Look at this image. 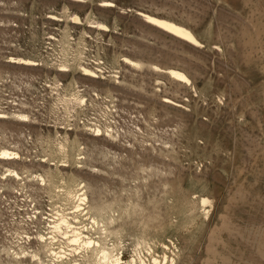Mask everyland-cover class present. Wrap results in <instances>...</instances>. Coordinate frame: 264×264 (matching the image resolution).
<instances>
[{"label": "rangeland", "instance_id": "obj_1", "mask_svg": "<svg viewBox=\"0 0 264 264\" xmlns=\"http://www.w3.org/2000/svg\"><path fill=\"white\" fill-rule=\"evenodd\" d=\"M102 1L110 0H0V113L8 115L0 147L20 152L21 165L9 163L32 166L14 181L0 161V264H16L7 251L26 232L48 231L53 205L70 210L56 185L64 178L70 186L73 175L86 180L92 210L114 218L113 234L96 227L93 235L111 248L121 230L127 259L145 234L153 253L166 251L175 264H264V0ZM140 12L187 25L199 45ZM21 56L36 62L12 61ZM150 63L183 70L191 82ZM59 133L68 134L67 151ZM66 158L61 171L51 163L50 185L33 178Z\"/></svg>", "mask_w": 264, "mask_h": 264}, {"label": "bare ground", "instance_id": "obj_2", "mask_svg": "<svg viewBox=\"0 0 264 264\" xmlns=\"http://www.w3.org/2000/svg\"><path fill=\"white\" fill-rule=\"evenodd\" d=\"M102 5H114V3L111 0L102 1ZM140 15L144 18L147 23L156 26L160 30L169 32L174 36L182 40L184 39L193 45H199V39H197L194 31L187 25H182L171 18L168 19L149 12H140ZM72 19L76 22L82 20L81 17L75 14H73ZM96 26L100 27L101 29L108 28V26H106L102 22L97 23ZM12 59V61L14 62L25 63L27 65H34V63L36 62L34 59L22 56L13 57ZM124 61L136 66L141 65L143 63L142 61L138 62L129 56L124 57ZM78 64L84 74L91 77L97 74V72H95L92 68L80 64L79 62ZM69 65L70 64L66 63L62 64L60 67L61 69H68L70 68ZM151 65L152 68L165 70V72H167L169 76L176 78L180 81H185L187 83L191 82L190 76L187 74V72H184L183 70L174 67L163 69V67L161 66V68L159 64L153 63ZM76 89H74V91L70 94L75 98V100H82L83 95L80 94L79 91H77L78 89ZM169 101L172 100L167 98L166 102ZM0 114L1 118H6V116H8L6 113ZM17 116L20 118L22 117L24 119L29 118L26 112L18 114ZM100 130H102L100 127H96L94 129V131L98 132V134H100ZM67 135L63 137L60 133L58 134V136L62 139L59 141V148L64 151H67L66 144H68L69 142ZM81 150L82 149H79V153L77 154V156H75L76 162L78 164L77 166H80L81 161H84L85 158V155H82ZM21 157L22 156L20 155V152L16 149L4 145L0 147V161H3L2 163L6 167L4 170L5 172H3V175L5 177L11 175L14 177V181H20L21 179L25 178V171H31L30 168L32 166H27L28 164H25L24 162V166L22 165L21 167L9 163L13 161H18L21 165V161H19ZM47 159L49 160L50 158ZM51 163L55 164L56 168L59 169V171H61L62 169H60L58 165L66 166L69 164L68 158L63 160L61 164L57 163V161H52L49 163V167L43 166V170H40L33 174V176L35 177H33L32 175L31 176L37 181L39 180V183L50 185L53 181L52 178L54 175V171L51 168ZM73 177L74 178L70 186L66 185L67 181H65L64 178L61 179L65 185H56L58 193L59 191L63 193V199L66 201L65 203H70V210L67 211L64 206H50L51 216H49L50 218L46 221L49 223V225L46 227L48 231L43 230L42 227H39V229H37L38 232L30 233L28 231L26 232V236L22 238L24 239L23 244H18L17 250L14 249L12 252L7 251V254L9 256H14L13 258L16 264H25L27 262L28 256H30V260L36 262L35 264H175L176 256H169L166 251H163L162 254L159 256L153 253V242L150 241L148 236L145 234L144 236H137L135 238V246H133L134 252L128 259L123 257V253L121 250V230L116 231V234L117 236H119V239H117L116 242L112 243L111 248H108L109 246L105 247L100 238L93 235L92 231L94 230L95 232L97 227L99 228V230L108 232L109 235L113 234V231L109 229V226L115 222L114 218L107 216V209L104 207H100V209H98L96 212L93 211L94 209L92 210V207L90 205L89 193L87 192L86 180L77 178V176L75 177L74 175ZM14 181L8 179L5 181L6 183L4 184L10 182L9 184L13 186L12 191H14L15 189H20V192L24 189V185L20 184V186H22L21 188ZM28 195L30 196V194L27 193V196ZM209 201L210 197L207 195L200 197V203L202 204L203 208H206L205 204H207ZM39 210L40 209H37L36 213L39 212ZM29 215L34 217V215L32 214ZM83 218H89L87 222H90V224L88 225L86 221L84 222ZM25 222H27L28 224L30 222L34 223V220L31 219L30 221L29 219H26ZM163 245L165 247H169V245H167L166 243H164ZM144 249L149 252L150 256L147 255ZM42 253H44V256Z\"/></svg>", "mask_w": 264, "mask_h": 264}, {"label": "built area", "instance_id": "obj_3", "mask_svg": "<svg viewBox=\"0 0 264 264\" xmlns=\"http://www.w3.org/2000/svg\"><path fill=\"white\" fill-rule=\"evenodd\" d=\"M34 212V211H33ZM29 214H32V215H34V217H32L31 215H29ZM28 215H29V217L32 219V220H35L34 218L36 217H38L37 216V213H36V211L34 212V213H29ZM36 214V215H35ZM30 220V219H29Z\"/></svg>", "mask_w": 264, "mask_h": 264}]
</instances>
